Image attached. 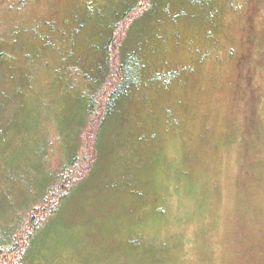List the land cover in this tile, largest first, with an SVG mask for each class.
I'll return each instance as SVG.
<instances>
[{"label":"rangeland","instance_id":"obj_1","mask_svg":"<svg viewBox=\"0 0 264 264\" xmlns=\"http://www.w3.org/2000/svg\"><path fill=\"white\" fill-rule=\"evenodd\" d=\"M5 8L0 6L3 25L7 20L24 24V12L15 20ZM141 12L122 25L120 41ZM181 22L190 31L182 27L176 38L167 37V32L160 36L144 71V86L123 102L120 116L107 125L100 167L75 190L62 214L63 230L52 234V248L40 264H259L264 260V194L248 177L247 162L251 166L253 158L242 147L244 139L252 138L247 129L251 80L237 68L246 51L240 18L230 11L213 28H205L198 19ZM7 24L4 31L0 28L3 39ZM261 28L258 19L255 29ZM212 29L214 36L209 38L206 32ZM215 36L218 45L213 46ZM14 41L0 48L5 53L0 65V135L17 136L0 157V186L13 179L9 185L13 181L20 190L25 188L29 163H38L35 153L45 149L47 136L53 145L50 160L59 168L57 128L62 125L66 130L75 110L63 103L67 95L47 88L43 71L38 69L36 82L29 83L26 56L31 47L26 38L22 43ZM117 67L114 57L113 74L96 100L99 116L91 127V121L87 124L94 135L100 128L98 111L118 81ZM252 83L256 93L264 89L262 78ZM262 102L257 118L263 131L264 97ZM91 133L83 135L79 168L72 175L78 181L87 178L78 172H85L91 160L90 148L96 144L95 138L92 143L89 139ZM260 158L264 155L259 154L258 166Z\"/></svg>","mask_w":264,"mask_h":264},{"label":"trees","instance_id":"obj_2","mask_svg":"<svg viewBox=\"0 0 264 264\" xmlns=\"http://www.w3.org/2000/svg\"><path fill=\"white\" fill-rule=\"evenodd\" d=\"M2 5L10 17L15 20L22 17L25 22L17 25L7 20L8 29L4 39L0 36V48L12 38L18 43L26 38L31 47L26 56L29 83L36 82L38 72L43 71L45 79L49 80L47 88L67 95L63 97V103L74 108L75 113L73 120L70 119L71 125H63L66 130H62V125L57 128L61 137L58 138L59 168L50 160L48 151L53 145L47 136L45 149L35 153L38 163H29L25 188L18 190L13 179H8L13 180L10 185L5 179L0 186V264H40L43 254L51 250L52 234L62 232V214L75 190L91 179L100 167V144L107 125L120 116L123 102L131 100L133 93L144 86V71L157 51L160 36L167 32V37L176 38L182 27L190 31L189 26L181 22L188 19H198L205 23V28L208 25L213 28L220 25L223 16L230 11L240 18L246 51L237 68L251 80L248 84L251 93L247 99V120L250 121L247 129L252 138L251 141L244 139L242 147L253 158L251 166L247 162V171L251 175L248 177L254 186L262 188L260 193L264 194V158H260L262 164L259 166L256 162L259 154L264 155V130L257 118L264 89L256 93L252 83L255 78H262L264 84V0H0ZM139 10H142L141 14L130 22L120 41L118 32L122 25ZM21 12L24 13L19 17ZM258 19L262 24L260 30L255 29ZM6 24L0 20L3 31ZM214 29L206 32L209 38L214 36ZM193 31L199 32L191 29ZM215 37L213 46L218 45ZM145 48H148L147 54ZM3 52L0 49V65L5 57ZM140 53H144L141 58ZM114 57L118 60V81L98 111L102 116L100 128L94 135L90 127L99 116L96 113L99 101L96 100L113 74ZM30 63H34L33 66ZM89 121L92 124L88 128ZM6 127L8 131V125ZM86 131L91 133V143L95 138L96 144L90 148L91 160L85 172H78L79 177L85 175L87 178L78 181L73 176L79 168L78 155L84 147ZM16 138L8 132L0 135V157L6 155ZM258 263L264 264V260H258Z\"/></svg>","mask_w":264,"mask_h":264}]
</instances>
